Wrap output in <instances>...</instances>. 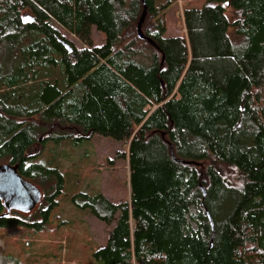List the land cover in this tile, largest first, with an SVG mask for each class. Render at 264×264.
Masks as SVG:
<instances>
[{
	"label": "trees",
	"instance_id": "1",
	"mask_svg": "<svg viewBox=\"0 0 264 264\" xmlns=\"http://www.w3.org/2000/svg\"><path fill=\"white\" fill-rule=\"evenodd\" d=\"M218 1L240 17L207 2L165 37L172 0H146L154 47L136 31L142 0H48V16L0 0V164L59 188L60 152L35 161L37 147L95 134L127 145L129 200L72 197L107 224L118 213L97 264H264V0ZM20 224L0 201V230Z\"/></svg>",
	"mask_w": 264,
	"mask_h": 264
},
{
	"label": "rangeland",
	"instance_id": "2",
	"mask_svg": "<svg viewBox=\"0 0 264 264\" xmlns=\"http://www.w3.org/2000/svg\"><path fill=\"white\" fill-rule=\"evenodd\" d=\"M27 1L39 14L48 16V0ZM207 2L220 3L230 21L240 17L239 10L224 1L172 0L164 12L167 27L164 36L185 34L183 10L198 9ZM60 32L75 46L80 45L77 38L69 36L63 30ZM91 41L93 45H100L104 41V34L92 28ZM52 148L60 152L62 186L58 188L52 181L44 186L38 179L27 180L35 184L45 196L53 195L57 205L47 208V199L43 198L42 209H48V214L46 218L42 217V222L38 217L34 219L17 214L18 218L28 224L0 230V254L7 253L20 264H97L92 253L104 245L109 232L116 224L118 213L114 220L107 224L94 217L88 209L75 205L72 197H79L81 193L91 195L101 193L114 204L129 200L127 160L120 156L127 151V145L97 134L90 140L74 146L64 144L55 147L49 142L45 146L37 147L42 151V155L35 161L42 162ZM53 153L56 155V151ZM57 191L59 192L56 193ZM79 201L81 203L84 199L81 198ZM36 220L41 224L38 226L30 224ZM190 225L196 229L194 222L190 221Z\"/></svg>",
	"mask_w": 264,
	"mask_h": 264
},
{
	"label": "water",
	"instance_id": "3",
	"mask_svg": "<svg viewBox=\"0 0 264 264\" xmlns=\"http://www.w3.org/2000/svg\"><path fill=\"white\" fill-rule=\"evenodd\" d=\"M142 5H143V12L137 24L136 31L140 39L148 41L150 44L156 47L154 41L146 37L142 32V25L147 14L146 0H142ZM170 152H171V156L174 158L172 147L170 149ZM178 161L183 163L186 162L183 160H178ZM0 175L4 179V180H0V192L11 193L20 200H23L25 198H33L36 195L40 197L39 188L35 184L24 179L19 174L18 164L15 165H11L8 163L0 164ZM5 204L7 205L6 200H5Z\"/></svg>",
	"mask_w": 264,
	"mask_h": 264
},
{
	"label": "flooded vegetation",
	"instance_id": "4",
	"mask_svg": "<svg viewBox=\"0 0 264 264\" xmlns=\"http://www.w3.org/2000/svg\"><path fill=\"white\" fill-rule=\"evenodd\" d=\"M20 174V173H19ZM24 178V177H23ZM25 179V178H24ZM0 180H4L0 175ZM27 180V179H26ZM40 197L37 195L33 198H25L23 200L18 199L11 193L0 192V201L4 205V213L7 216H13V218H17V214H21L28 217H36L42 219V213L46 210L45 208L42 209L41 202L43 198H48L50 195L45 196L44 193L39 189ZM5 200L7 205L5 204ZM48 206L49 201L47 200ZM50 205L49 207H51ZM47 207V208H49ZM48 210V209H47ZM32 222V221H31ZM39 221H37L38 223Z\"/></svg>",
	"mask_w": 264,
	"mask_h": 264
}]
</instances>
